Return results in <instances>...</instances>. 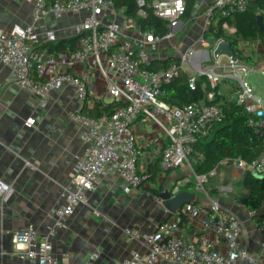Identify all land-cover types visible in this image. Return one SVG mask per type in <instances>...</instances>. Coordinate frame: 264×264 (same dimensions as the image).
<instances>
[{
    "label": "built area",
    "instance_id": "2783aa9c",
    "mask_svg": "<svg viewBox=\"0 0 264 264\" xmlns=\"http://www.w3.org/2000/svg\"><path fill=\"white\" fill-rule=\"evenodd\" d=\"M30 2L31 21L28 25H16L10 30L0 27V64L11 69L13 83L31 93L42 95L70 87L79 105L68 117L78 125L80 140L85 145L82 154L76 158L68 185L62 190L64 205L53 211L54 226H60L71 216L76 206L87 203V194L96 190L98 181L105 174L120 178L125 184V193H131L147 181L148 176L140 175L137 168L141 150L133 128L137 118L144 117L154 122L168 140L161 151V169L168 171L183 164L191 171L192 180L184 177L167 189L170 197L191 181L204 197L195 204L184 205L150 233L124 229L125 236L141 243L146 253L132 252L119 264H264V220L252 221L254 232L262 236L257 242L260 251H254L241 217L232 207L213 200L204 188L208 179L215 177L228 163L234 164L241 177L245 173L264 176V156L250 163L241 159L225 160L202 176L196 175L192 167L202 155L194 152L191 157L196 142L224 119L223 106L216 103L222 97L221 83H226L229 90L226 101L242 108L246 114L247 126L252 129L264 127V98H259L245 81L249 73L262 72V67H253L235 55V59L223 56L226 59L219 66L222 73L216 74L213 63L219 57L215 59L212 52L219 42L225 40L212 42L209 49L211 41L205 36L208 27L216 20L215 12L219 20L233 12L245 13L249 0L211 2L204 11L203 33L183 51L181 47L171 45V41L175 25L185 15V0L135 1L140 19H146L150 12L164 23L162 34L141 30L124 14V10L114 7L112 0ZM80 12H85L86 16L74 28L78 48L67 52L62 64H87L95 60L100 79L115 104L112 112L97 117L90 116L84 109L89 95L86 82L70 71L49 73V68L56 66L57 60L36 48L41 38L38 25L44 18ZM44 40L55 41L54 32H44ZM260 41L264 43V36ZM165 45L172 49L176 61L165 69H151L153 57ZM185 70L189 71L188 87L191 90L196 88L199 78L204 79V99L183 107L170 106L164 101L165 87ZM33 124L34 120L25 122L27 127ZM11 193V186L0 180V209ZM220 193L225 198L231 191L221 189ZM153 200L161 204L159 195H154ZM165 213L169 215L166 210ZM253 214L249 212L251 219ZM186 229L191 230L193 238L190 241L183 238ZM52 235V228L45 236H39L32 227L14 231L12 242L26 247L17 252V257L30 264H58L50 243ZM99 255L94 251L90 258L95 260Z\"/></svg>",
    "mask_w": 264,
    "mask_h": 264
},
{
    "label": "crops",
    "instance_id": "0c3cea01",
    "mask_svg": "<svg viewBox=\"0 0 264 264\" xmlns=\"http://www.w3.org/2000/svg\"><path fill=\"white\" fill-rule=\"evenodd\" d=\"M213 1L195 0L191 13L185 18L187 24L182 25L179 21L175 25L171 45L179 46L183 51L196 41L203 33V11ZM197 7L198 11L194 13ZM30 14V0H0V27L5 30L16 25H28ZM85 16V12L47 16L38 25L41 38L36 48L57 60V65L50 67L49 73L70 71L86 82L89 95L84 109L90 116L94 112L101 115L112 112L115 104L100 79V69L95 60L87 64H62L65 54L78 47L74 28ZM193 29L195 32L188 37L190 44L185 47L177 36ZM46 31L54 32L55 41L44 40ZM206 32L211 44L217 41ZM259 42L260 39L252 45L242 43L240 49L243 52L249 45H262ZM171 50L169 45H165L151 63L157 67L166 65L165 62L168 65L175 62ZM258 56L259 60L251 61L250 65L262 67L259 74L264 76V49ZM185 73L188 76L189 72L185 70ZM10 76L11 69L0 64V180L12 189L9 200L0 209V264H30L17 257V252L26 247L15 245L11 237L14 231L28 227L35 229L39 236H45L50 228L53 229L50 243L58 264H119L132 252L144 255V246L128 239L123 230L150 233L164 219L172 217L153 197L158 195L156 191L169 189L185 174L178 171L179 167L162 170L155 180L146 181L131 193L124 192L125 184L120 178L105 174L98 181L96 190L87 194V203L76 206L71 216L65 218L60 226H54L53 211L64 205L62 190L69 183L76 158L85 149L78 125L68 117L78 107L79 101L70 87L39 95L18 87ZM225 84H220L222 97L216 101L221 106L228 103L229 90ZM28 120H34L31 127L25 126ZM133 128L141 150L137 168L142 174L160 161L161 151L168 140L163 131L147 118L138 117ZM227 169L232 171L233 177H241L234 164L228 163L210 180H216ZM220 182L219 187L210 192L217 195V201L232 207L241 217L251 235V249L260 251L257 242L262 236L254 232L249 212L234 199V202L228 201L230 195L221 197V189H230L233 195L234 187L227 181L222 184L224 180L220 179ZM197 200L202 201V198ZM183 238L186 241L193 238L190 229L184 230ZM94 251L100 255L92 260L90 257Z\"/></svg>",
    "mask_w": 264,
    "mask_h": 264
},
{
    "label": "trees",
    "instance_id": "16d2710c",
    "mask_svg": "<svg viewBox=\"0 0 264 264\" xmlns=\"http://www.w3.org/2000/svg\"><path fill=\"white\" fill-rule=\"evenodd\" d=\"M48 4L53 0H46ZM136 0H112L117 9L124 10V14L132 18L143 31L152 30L156 34H162L165 31V25L162 21L154 18L149 12L146 19H140L136 13ZM195 0H185V16L189 15L193 9ZM215 18L219 17L214 13ZM261 15L264 22V0H249L248 9L245 13H230L228 16L218 21L214 20L207 29V34H211L214 40H225L232 53L239 59L250 63L252 60L244 56L240 49L242 43H253L262 39L264 34L260 31L256 16ZM229 26L230 33L223 34L222 27ZM78 48V47H77ZM76 48V49H77ZM74 49V50H76ZM72 50V51H74ZM166 65L150 64L153 70L165 69ZM203 78H199L196 88L191 90L188 87V76L183 71L179 77L165 87L164 101L170 106L183 107L204 99L205 90L202 88ZM208 90V89H207ZM224 119L222 122L214 124L205 137H201L193 146V153L198 152L202 158L192 165L196 175L202 176L215 169L222 161H233L241 159L247 163L255 161L264 156V127L261 129H252L247 126V116L242 108L233 103H227L223 106ZM97 117V113L91 114ZM161 160V159H160ZM172 170V169H171ZM162 171L160 161L151 165L146 174L147 181L155 180ZM140 174V175H143ZM241 187L246 189V193L234 196L238 202L248 212H253V220H264V176H253L245 173L241 177ZM183 190L192 191L195 189L193 181L187 183ZM161 191H156L159 195ZM183 220H181V224Z\"/></svg>",
    "mask_w": 264,
    "mask_h": 264
},
{
    "label": "rangeland",
    "instance_id": "374dc122",
    "mask_svg": "<svg viewBox=\"0 0 264 264\" xmlns=\"http://www.w3.org/2000/svg\"><path fill=\"white\" fill-rule=\"evenodd\" d=\"M198 11V7L195 8V10L193 11L194 13ZM204 13V11H203ZM188 18L187 15L183 17V19L180 20L182 25L187 24L186 19ZM216 21H218V17L216 18ZM196 29V28H195ZM229 29L231 30V28L229 26H224L222 27V33L223 34H227ZM195 32V30L193 29L192 31H187L185 35H182L181 33L178 34L177 39L180 40L181 42H183L182 44L185 45V47L189 46V41H188V37L191 36V34H193ZM211 37H213V35L210 34ZM262 45H256V46H251L252 43H250V45L248 47H244L243 53L244 56L249 57V59H251L252 61H256L259 60V56L260 55V51L262 49H264V43L263 42H259ZM211 43L209 44V49L211 48ZM205 49H207V47H205ZM225 57L220 56L217 62L213 63V66H215V73H222L221 69H219V66L222 64L223 61H225ZM189 72V71H188ZM193 74H195L194 71H191ZM245 81L250 84L254 90H255V94L259 97H264V76L257 73V72H251L249 73L246 78ZM180 170H178L179 172H181L182 174H185V177L189 178L192 180V175H191V171L183 164H181L179 166ZM226 175V176H224ZM236 175V174H235ZM216 180L213 181L208 179V181L206 182L205 185V190L208 192V195L212 197L213 200H216L218 197L216 194H214L212 191L213 189L219 187V185L221 184L220 179L224 180V182H222V184H225L227 181L228 185H232L234 187L233 189V195L230 194L229 196V200L230 202H234L233 197L234 196H239L242 195L244 193H246V189H244L243 187H241V177L238 176V178L236 176L233 177L232 175V171L230 169L224 170L222 171L216 178ZM193 195L196 199L199 198H203L204 195L197 191L196 189L193 191ZM249 237L251 238V235L249 234Z\"/></svg>",
    "mask_w": 264,
    "mask_h": 264
},
{
    "label": "water",
    "instance_id": "95a60500",
    "mask_svg": "<svg viewBox=\"0 0 264 264\" xmlns=\"http://www.w3.org/2000/svg\"><path fill=\"white\" fill-rule=\"evenodd\" d=\"M257 25L260 31L264 34V22L261 15L256 16ZM212 56L216 59L220 56L231 57L235 59L230 46L227 42L221 41L217 44L212 52ZM159 198L161 199L162 207L169 213V215H175L184 205L195 204L198 200L194 197L191 191L181 190L173 197H170L167 190L159 193Z\"/></svg>",
    "mask_w": 264,
    "mask_h": 264
}]
</instances>
